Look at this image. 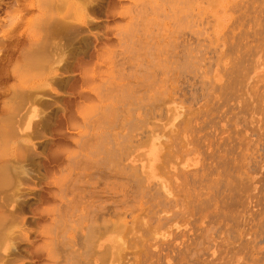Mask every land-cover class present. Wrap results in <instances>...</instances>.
<instances>
[{
	"label": "rangeland",
	"instance_id": "1",
	"mask_svg": "<svg viewBox=\"0 0 264 264\" xmlns=\"http://www.w3.org/2000/svg\"><path fill=\"white\" fill-rule=\"evenodd\" d=\"M259 142L264 0H0V264H264Z\"/></svg>",
	"mask_w": 264,
	"mask_h": 264
},
{
	"label": "bare ground",
	"instance_id": "2",
	"mask_svg": "<svg viewBox=\"0 0 264 264\" xmlns=\"http://www.w3.org/2000/svg\"><path fill=\"white\" fill-rule=\"evenodd\" d=\"M198 59V58H197ZM196 59V60H197ZM195 60V63L196 62H198V61H196ZM199 60V59H198ZM200 69L201 68H199V70H198V72H197V74L199 73V71H200ZM196 72V71H195ZM201 72V74H203L202 73V71H200ZM194 76H196V78L194 77H192L193 78V80H197V75H194ZM191 79V78H190ZM188 81H184V82H188V85L187 86H189V79H187ZM193 80L191 79V81L193 82ZM191 82V84H193ZM196 84V83H195ZM184 85H185V83H184ZM186 86V85H185ZM191 86H189V88H190ZM192 87H193V85H192ZM191 87V88H192ZM195 87V86H194ZM193 87V88H194ZM260 143V142H259ZM191 144H193L194 145V147H195V151L197 152L198 150H199V148H200V146H201V139L200 138H197V139H195L194 141H192L191 142ZM260 145V147H259V149H258V147H256V152L254 151V154H253V156L251 155L250 157L252 158L251 159V162L252 163H250V165H256L257 164V162H258V159H260L261 158V153H260V151L261 152H263L264 151V144H262V143H260L259 144ZM231 149H230V147H229V152H228V155H232L233 153H232V151L234 150V148H232V150L230 151ZM232 154H231V153ZM234 152V151H233ZM188 154V153H187ZM214 157H215V160L217 161V163L215 164V166L213 165V166H211L210 168H212V171L214 172V171H218V170H221L223 173H224V175L225 176H227V177H231V175H233V173L234 172H236V170L238 169V166H237V164L234 162V160L231 158V157H229V156H224V157H217V154H215L214 155ZM165 158H166V156H165ZM215 161V162H216ZM206 179H207V177L205 178V179H201V180H195L194 181V183L196 184V183H204L205 181H206ZM232 185V183L231 182H229V184H228V182H227V185L225 186V183H224V181H223V179L220 181V182H218L214 187L216 188L215 189V191L217 192V193H219V192H223L222 191V188L225 186V187H228V190H229V188H230V186ZM209 200H211V199H209ZM208 201L206 200V201H203V203L204 204H208V203H210L211 201H209L208 203H207ZM263 237V236H262Z\"/></svg>",
	"mask_w": 264,
	"mask_h": 264
}]
</instances>
